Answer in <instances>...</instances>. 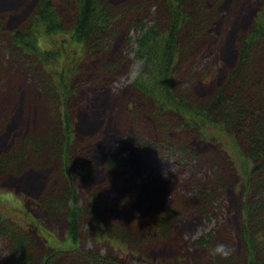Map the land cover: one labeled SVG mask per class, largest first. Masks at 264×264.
<instances>
[{
    "label": "trees",
    "instance_id": "1",
    "mask_svg": "<svg viewBox=\"0 0 264 264\" xmlns=\"http://www.w3.org/2000/svg\"><path fill=\"white\" fill-rule=\"evenodd\" d=\"M256 1L234 65L227 42L222 81L213 77L204 94L201 55L227 0H0V264H101L78 247L88 219L93 233L132 252L174 260L181 239L217 214L238 179L243 216L232 232L243 248L208 264H264V0ZM130 29L141 66L114 102L104 90L125 62L110 61L114 39ZM90 61L108 75H93L86 90ZM155 153L211 171L138 192L137 161ZM83 199L97 209L88 213ZM35 210L64 219L70 236H56ZM225 231L217 226L192 245L209 252L227 241Z\"/></svg>",
    "mask_w": 264,
    "mask_h": 264
},
{
    "label": "rangeland",
    "instance_id": "2",
    "mask_svg": "<svg viewBox=\"0 0 264 264\" xmlns=\"http://www.w3.org/2000/svg\"><path fill=\"white\" fill-rule=\"evenodd\" d=\"M257 2L258 1L256 0H237L235 3L230 5V1L228 0L223 6L222 15H225H221V18H219L213 31L214 38L211 40V43L208 45L205 51L202 52L201 55V61L203 60L207 64V68L205 69L206 73H204V75L202 76H199L206 79L203 83L204 89L208 86L213 77L214 83L222 81L223 73L220 68L221 66H223V59L221 57L222 53L225 52L227 42H229L228 48L230 49V54L232 55L230 63L233 62L229 66L232 67L234 65V62L236 60L235 54L237 52L235 42L236 38L239 35L238 33L244 31L246 26L251 23L252 18L250 17L255 7L258 6ZM110 5L112 7L115 6L116 0H112ZM232 6L234 7V9L230 10ZM238 20L242 21L240 23H236ZM135 36L136 31L130 29L123 33H119L116 39H114L115 50L110 61L118 59L119 57H122L125 60L124 63L121 62V67H119L116 72L110 75V81L107 90H104V93H106L109 99L114 98V102L115 98L118 97L122 99L126 94L129 93L127 89L128 85L136 75L137 70L141 65L140 62H136L134 60L133 56V40ZM217 52L219 53L217 54ZM94 66L95 65L93 61H90L87 64L86 70L84 69L86 71V74L83 76L84 80H82V83L84 84V89L86 90H89L93 87L91 82V79H93V75L99 76L101 78L108 75V73H100L94 68ZM76 80H79L77 76L73 81ZM197 81L201 82V80L197 76H195L192 82L195 84ZM13 93L18 94L20 93V90H15ZM115 110L123 113L121 104L118 105V107H115ZM120 116L121 115L118 114V117ZM132 148V146H128L126 153ZM159 156L163 157V164L166 168L160 165L161 161L159 160L158 156H151L148 160H145L143 155L141 154L142 160L139 159L137 161V163L139 164L137 169L141 168V173L138 172L139 175L137 176L136 172V174L133 176V180L134 182H136V190L138 192H145L149 189H155V191H158L159 189L167 190L170 184H172L173 187H176L175 180L180 182V185L182 186L181 182L183 179L198 178L200 176L204 177L208 174L206 173L207 171H211L207 170L206 166L203 165H197L196 168H194V163L183 165L184 163L181 162L183 170H181V173L179 174V168L175 169V167L170 166V162L173 161V159L172 157H169V154ZM185 167L189 168L186 169ZM158 168H160V172ZM167 170H169V172ZM167 173L173 174L175 176L170 177L169 175H167ZM168 192L169 191L165 192V194H167ZM31 195L32 197H34V194ZM154 196L155 194L152 196V198ZM2 197L5 200L8 198L5 195H3ZM241 197L236 194H228L225 199H223V202L218 211L219 213L217 212V214H215L212 219L203 221V223L198 225L191 232V234H187L181 239V243L183 246L182 253L180 249L181 255L179 257H176L174 260H169V258H166L164 260H157L155 259V257L149 259L143 252H132L124 246V243L120 244L119 240L114 237L112 238V236L106 238L102 233H100V231H95L93 233V228L91 227V223L89 222L91 221L90 219H88V222H84L82 226H79V231H85L86 236L83 238L81 233L78 231L79 239L81 236L78 247L80 251L83 250L91 255H93V251H95L99 257H103L105 259L101 264H208V261H214L210 252H204L201 249H196L192 245V240L194 241L195 239L199 238L200 235L214 230V228H216L217 226L224 224V226L230 231V233L225 231V236L228 237L226 242L231 244L234 249L242 250L243 244L241 240L238 238V235H234V233L232 232L238 227L241 216H243L240 210ZM82 201V206L84 207L83 209L88 213H93V210L97 209V206H94V202H90V204H88L87 200L83 199ZM121 201L126 202V198H123ZM167 201H170V199L167 198ZM35 211L38 215L37 218L39 217L38 219L44 224L49 220L50 231L53 232L56 236L60 238H66V236H70V231L67 229V225L65 224L64 219L58 220V222L55 223L53 221L54 219H47L46 215H44L43 212L38 210ZM124 217L125 216L121 214L119 215L118 219L124 221ZM115 218L116 220H118L116 216ZM175 236H177V234L173 232L168 233L165 239L167 238L168 241L172 242L174 241ZM5 246V239L3 237H0V252L2 254V257H5L7 253L5 250ZM117 258L119 260H116Z\"/></svg>",
    "mask_w": 264,
    "mask_h": 264
},
{
    "label": "clouds",
    "instance_id": "3",
    "mask_svg": "<svg viewBox=\"0 0 264 264\" xmlns=\"http://www.w3.org/2000/svg\"><path fill=\"white\" fill-rule=\"evenodd\" d=\"M209 252L213 259L219 258L225 260L232 256L234 252V247L222 240H218L215 244L209 249Z\"/></svg>",
    "mask_w": 264,
    "mask_h": 264
}]
</instances>
